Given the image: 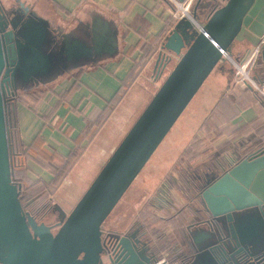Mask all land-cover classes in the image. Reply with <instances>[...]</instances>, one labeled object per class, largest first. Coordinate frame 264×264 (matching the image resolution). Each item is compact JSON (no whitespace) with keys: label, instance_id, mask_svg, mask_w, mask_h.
<instances>
[{"label":"water","instance_id":"1","mask_svg":"<svg viewBox=\"0 0 264 264\" xmlns=\"http://www.w3.org/2000/svg\"><path fill=\"white\" fill-rule=\"evenodd\" d=\"M251 1L224 0L212 5L198 21L207 35L184 18L173 23L142 68L151 71L150 87H144L147 99L120 131L85 189L66 213L62 210L51 232L49 224L21 212L19 185L9 178L3 86L16 87L20 77L41 79L38 69L57 65V59L49 64L46 56L34 54L43 38L48 46H56L63 67L66 59L109 50V46L104 34L92 32L87 42L58 36L46 19L20 4L0 0V264H98L102 218L210 68L223 58L218 47L226 51ZM21 50L32 51L25 63ZM194 187L206 215L190 224V252L180 264H264V147L219 173L205 172ZM137 243L145 244L131 233L113 232L114 263L110 264H159L157 258L138 256L133 250Z\"/></svg>","mask_w":264,"mask_h":264},{"label":"crops","instance_id":"2","mask_svg":"<svg viewBox=\"0 0 264 264\" xmlns=\"http://www.w3.org/2000/svg\"><path fill=\"white\" fill-rule=\"evenodd\" d=\"M4 1L20 4L46 19L49 29L58 36L73 39L70 34L93 32L106 37L109 50L97 56L95 52L87 54L91 57L88 63L64 66L62 73L47 81L15 89L17 139L27 145L38 134L43 147L63 156L75 146L79 134H83L78 143L82 155L93 140L88 134L96 126V118L113 106L121 81L127 83L129 72L141 65L127 88L133 82H138L143 89L150 87L147 76L151 71L145 72L142 68L177 20L171 15V6L166 0ZM222 3L220 0H198L195 16L199 20H196L202 21L212 5ZM260 37L263 41L250 74L257 80H264V0H252L226 51L241 58ZM152 47L153 52L146 58ZM148 95L145 89L141 106ZM176 139L180 141L174 144ZM263 145L264 99L245 84L233 80L232 65L223 57L210 68L152 151L160 149L163 151L160 157L171 155L172 159L158 167L157 175L139 198L129 220L120 228H106L121 232L126 227L141 226L148 242L160 255L170 248L167 264L182 263L179 257L183 254L188 257L190 252V224L206 215L200 209L194 187L199 176L214 168L226 167ZM26 154V175L49 182L52 178L49 170L34 160L29 149ZM147 159L115 205L123 196L132 195L134 184L150 175L147 170L152 160Z\"/></svg>","mask_w":264,"mask_h":264},{"label":"rangeland","instance_id":"3","mask_svg":"<svg viewBox=\"0 0 264 264\" xmlns=\"http://www.w3.org/2000/svg\"><path fill=\"white\" fill-rule=\"evenodd\" d=\"M197 12H199V7L197 9ZM195 18L198 19V17L196 16ZM185 20L189 21L188 19ZM83 31L85 32V30ZM89 35L91 34H70L69 37L77 40L78 42H82L83 40L84 42H87L89 40V37L87 36ZM37 49L38 52L34 54H37L38 56H46V62H49V64H51V62L53 63L55 59H57V65L49 68L44 67L38 69L36 73L43 76L41 79H38L37 76H33L36 81L31 79L30 77H27L26 79L20 77L19 80L21 81V84L17 85V88L30 87L35 83L47 81L57 74L63 72V66L60 65L61 60L59 57H56V46H48L45 38H43V41L37 45ZM105 51L106 50L101 51L99 53H96L95 55H100ZM31 52L32 51L25 50L20 55L21 61H23V63H25L29 59ZM90 58V56L79 55L74 60L66 59L65 66L72 65L74 63L78 66L86 64L89 62L88 60ZM20 73L21 71L18 73L17 77L20 75ZM147 83L149 84V82ZM143 95V86L138 82H133V84L129 88L126 87L125 90L122 91L119 97L115 98L113 106H111L110 109L105 112L106 114L103 119L104 124L101 125L102 127L100 126L101 128L98 130V132L93 134V140L85 148L84 152L72 167V169L67 173L63 181L60 182L61 184L58 185L59 187L53 189L51 194H47L51 197L50 208L52 209L49 208L47 213L39 218L40 220L50 222L56 219V217L60 216L62 209L66 210L72 205V203L80 195L88 181H90L91 177L94 176L101 161L107 155L108 149L113 143L117 141L120 135V131L127 125V122H129L130 119L134 117L133 115L135 114V112H137L141 107V99L143 98ZM180 139H176L174 141V144L179 143ZM154 148L152 151H154ZM162 152L163 151H160V149H158L156 152L150 153L151 155L149 154L147 158H151L150 161H152L150 168L147 170L150 173H147L150 175H145L146 177H143L141 179V182L138 181V183L136 184H134L133 182L135 187L133 189L132 195H125L120 199V201H118L116 205V202L112 205V207L105 213L104 217L102 218L101 226L103 228H106L107 226L112 228H120L129 220V218L135 211L139 198L145 194V190H147L151 185L152 179L154 178L155 174L157 175V169L159 170L161 165L167 164L170 159H172L171 155H167L163 158L162 156L160 157L159 155L162 154ZM158 159H160L159 162ZM157 164L158 166L156 168H152V166H155ZM44 196L46 197V194H44Z\"/></svg>","mask_w":264,"mask_h":264},{"label":"trees","instance_id":"4","mask_svg":"<svg viewBox=\"0 0 264 264\" xmlns=\"http://www.w3.org/2000/svg\"><path fill=\"white\" fill-rule=\"evenodd\" d=\"M220 1L223 2L224 0ZM152 52L153 47L148 50L145 57L148 58ZM140 66L141 65L129 72V74L127 75V83L121 81V88L115 98L119 97L122 91L125 90L126 85L130 81H133L135 79L140 70ZM2 103L4 126L7 139L9 178L12 182L19 185L17 199L19 201L21 212H23L24 214H31L35 219L40 220L39 218L47 213L51 206V197L47 194H51L52 190L58 187L65 173L71 169L73 164L79 158L82 152V148L78 145V143L83 137V134H79L76 139L75 146L70 149L64 156L54 151H49L45 147H43L41 137L38 134L33 136L29 144L24 145L20 140L17 139L18 125L14 92L12 94L8 93L3 95ZM105 114L106 113L96 118V126L91 128L92 130L89 131L88 138H91L97 128L101 125ZM86 124L89 125L87 121ZM86 132H88V130H86ZM27 149L32 152L34 160L37 161L42 167L48 169L52 174V178L49 182H46L39 177L32 179L26 175V166L24 160L27 155ZM44 194H46V197L44 196ZM136 218H134V220H136ZM179 260L182 263L185 262L187 260V255H181L179 257Z\"/></svg>","mask_w":264,"mask_h":264},{"label":"built area","instance_id":"5","mask_svg":"<svg viewBox=\"0 0 264 264\" xmlns=\"http://www.w3.org/2000/svg\"><path fill=\"white\" fill-rule=\"evenodd\" d=\"M171 6V15L174 18H185L191 21L199 28L203 34L204 32L192 14V5L194 0H166ZM263 41V37H260L258 41L247 51V53L241 58H235L229 55L222 48L218 47L219 52L233 68V80L237 83H243L253 90L256 95L264 99V80H257L250 74V69L255 62V58L259 51L260 43ZM216 45L215 43H213Z\"/></svg>","mask_w":264,"mask_h":264},{"label":"flooded vegetation","instance_id":"6","mask_svg":"<svg viewBox=\"0 0 264 264\" xmlns=\"http://www.w3.org/2000/svg\"><path fill=\"white\" fill-rule=\"evenodd\" d=\"M12 82V81H11ZM17 88V86L16 87H12L10 84H8L7 85V87L6 86H3V95H5V94H12L13 92H15V89ZM13 90L12 91V93H10V90ZM262 147H264V145L263 146H261V147H259V148H257V149H260V148H262ZM251 154V153H250ZM250 154H248V155H246V156H243V157H247V156H249ZM103 161V160H102ZM101 161V162H102ZM101 164V163H100ZM99 167H100V165H99ZM98 167V168H99ZM223 168H225V167H220V168H214V170H216L217 169V171L216 172H221L222 170H223ZM222 169V170H221ZM98 170V169H97ZM97 170H96V172H97ZM221 170V171H220ZM95 172V173H96ZM205 173V172H204ZM95 175V174H94ZM204 175V174H203ZM203 175L202 176H199L200 178L201 177H203ZM92 178V177H91ZM91 180V179H90ZM88 183H89V181H88ZM87 183V184H88ZM87 184H86V186H87ZM85 186V187H86ZM85 187L83 188V190L85 189ZM82 190V191H83ZM81 194V193H80ZM197 195V194H196ZM197 199H198V201L200 202V204H201V206H200V209H201V207H202V203H201V201L199 200V198H198V196H197ZM71 207V206H70ZM69 207V208H70ZM263 209H264V204H263ZM68 208V209H69ZM50 209H52V208H50ZM63 210V209H62ZM65 213H66V210H63ZM59 218H60V216H59ZM59 218L58 217H56V219H54V220H52V221H45V220H42L44 223H47V224H49L50 225V231L51 232H54L55 231V229L57 228V226H58V224L56 223L58 220H59ZM201 218H199L198 220H200ZM37 220V219H36ZM198 220H196V221H198ZM37 221H40V220H37ZM141 226H136V225H133V226H131V227H126L124 230H122L121 232H118V231H114V230H112V229H110V228H103L102 226H101V224H100V240H101V248H100V250H99V252H98V254H99V261H98V264H110V263H114V260H113V258H114V255H113V253H112V246H111V239H112V235H113V232H117L118 234H124V233H127V234H133L134 235V237L136 236L137 238H139V241L140 242H145V244L144 245H142V243L141 244H139V243H137V244H135L134 245V247H133V250L135 251V253L138 255V256H140V255H146L147 256V259H152V258H157V260H156V263L157 262H159V264H167V261H168V255H169V250H170V248H167L166 249V251H165V253H164V255L162 256V255H160L159 254V252L156 250V248L153 246V245H151L149 242H148V240H147V237L143 234V230L140 228Z\"/></svg>","mask_w":264,"mask_h":264}]
</instances>
